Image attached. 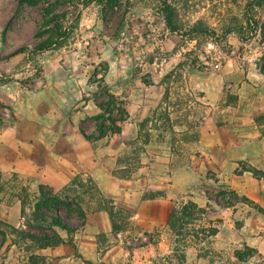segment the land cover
Wrapping results in <instances>:
<instances>
[{"label": "rangeland", "instance_id": "obj_1", "mask_svg": "<svg viewBox=\"0 0 264 264\" xmlns=\"http://www.w3.org/2000/svg\"><path fill=\"white\" fill-rule=\"evenodd\" d=\"M88 1L44 0L31 7L18 0H0V133L58 122L53 100L65 99V80L81 74V68L92 62L89 54L93 58L97 55L100 62L96 81L102 88L97 96L102 103L109 100L108 94L112 95L102 84L105 77L119 84L123 95L133 90L145 92L146 84L160 80L169 92L162 100L157 122L160 131L149 133L148 125L140 140L127 132L124 136H109L99 147L104 156L118 157L113 176H136L147 159L145 145L154 139L162 143L163 150L170 148L177 156L169 171L193 169L199 176V187L173 199L174 210L162 244L157 232L133 233L132 213L104 197L98 188L94 190L95 182L83 176L73 177L57 190L47 184L46 176L31 183L26 179L17 182L15 173H0V222L14 227L27 223L39 226L34 208L40 186H47L62 199H79L86 211L114 205L119 215L114 230L108 214L112 234L124 236L130 232L127 237L133 249L156 247L150 264H264V214L258 210L264 208L238 194L236 183L218 184V168L211 162L207 147L215 137L232 135L238 140H253L248 147L257 150L259 146L264 151V32L259 31L249 42H241L236 34L227 32L236 18L255 17L264 28V5L249 16L246 8L250 0H105L102 5L93 2L87 7ZM60 44L64 47L58 48ZM22 48L23 53L6 58ZM118 102L125 110V101ZM151 119L147 117L140 123ZM202 132L211 136L202 139ZM13 140L9 138L3 145L9 146ZM151 149L155 154L161 151L158 146ZM145 165L149 171L156 170V159L151 158ZM230 167L231 182L245 176L264 180V170L248 159ZM191 193L203 201L202 206L193 203ZM159 196L147 193L144 199ZM16 202L20 214L15 210ZM23 203L25 219L21 218ZM225 207L231 209L224 211L227 226L223 228L224 220L216 213ZM46 214L56 217L55 213ZM59 215L72 227L82 223L64 207ZM40 225L47 227L49 222ZM6 231L0 226V264L46 262L38 255L43 249L32 240L10 237L1 246ZM58 232L67 242L66 233Z\"/></svg>", "mask_w": 264, "mask_h": 264}, {"label": "crops", "instance_id": "obj_2", "mask_svg": "<svg viewBox=\"0 0 264 264\" xmlns=\"http://www.w3.org/2000/svg\"><path fill=\"white\" fill-rule=\"evenodd\" d=\"M92 50L93 48L90 52ZM89 55V60H92L90 64L88 63L89 66L81 68L80 75H72L65 80V89L63 88L66 90L65 99L53 100V106L58 109V122L31 125L24 131L16 128L17 130L0 133V173L3 175L15 173L17 182L26 179L31 183L37 181L39 177L46 176L47 184L56 187L57 190L67 186L75 176L88 177L95 182L104 197L114 200L119 208L132 213L133 233L157 232L159 243L162 244L167 232V223L174 210L173 199L183 197L184 193L189 192L190 189L195 188L196 191L199 187V176L193 169L189 170V167H187L188 170L176 169L175 172L172 170L170 172L169 168H173L177 156L170 148L163 150L162 143L154 139L149 140L145 145L147 159L142 162L143 165L136 176L125 179H117L113 176L118 166V157L104 156L99 148L113 134L90 142L81 132L84 130L89 135L95 133L97 125L93 118L101 114L98 103L102 102L99 101L97 92L102 88L99 87L100 82L96 81L100 59L97 55L94 58L92 54ZM109 68V74H111L112 66L109 65ZM93 75H95L94 80ZM102 84L107 86L109 93L117 101H125L123 108L127 111L128 118L118 124L122 132L116 135L124 136L128 132L136 135L138 139L140 122L147 117H153L155 111L163 104L165 84L161 80L155 81L149 86L145 85V92L136 93L133 90L127 95H123V88L108 77H105ZM149 126L152 127V124L150 123ZM239 130L243 131L242 128ZM148 131L151 133L157 130L150 128ZM198 134L200 140V132ZM207 136L211 135L207 132L201 133L202 139ZM225 137L227 138L215 137L212 143L207 145L210 157L213 159L211 162L218 168L216 170L218 184L236 183L235 189L238 194L246 195L264 208V180L257 181L245 176L231 182L233 169L230 167L236 162L248 159L255 167L264 170V151L260 150L259 146L256 147L259 150L248 147L253 144V140H238L232 138V135ZM9 138L14 139L15 143L10 141L11 145L4 146L3 143ZM152 146H158L161 151L153 153ZM235 148H239L238 152H234ZM151 158L156 159V170L149 171L145 164ZM147 193H160L161 196L144 199ZM190 199L198 207L203 204V201L192 193ZM206 204L207 202L204 205ZM14 207L20 214L18 202L14 204ZM230 209L225 207V210L216 213L221 220H224L223 228L227 226L224 211ZM112 232L110 217L100 206V208L86 211L85 225L77 230L73 237V245L63 244L39 250L38 255L46 258L43 264L151 263L152 254L153 252L156 254L155 249L157 251L156 247L153 246L152 250L151 245L133 249L129 245L130 238L127 237L130 232L124 233V236L122 233L113 235ZM219 234L221 232L216 237H219ZM62 237L65 239V236ZM66 238L68 239L67 233ZM102 245H105V249L101 248Z\"/></svg>", "mask_w": 264, "mask_h": 264}, {"label": "trees", "instance_id": "obj_3", "mask_svg": "<svg viewBox=\"0 0 264 264\" xmlns=\"http://www.w3.org/2000/svg\"><path fill=\"white\" fill-rule=\"evenodd\" d=\"M21 5H28L31 7L39 6L44 0H18ZM93 2H97L99 5L104 4L105 0H90L85 6H89ZM264 5V0H250L247 4V15L253 14V12L257 9L262 8ZM113 6V5H111ZM246 16V14H245ZM79 22H77L78 25ZM172 31L176 32L175 28H171ZM251 33L249 34V32ZM264 32V28L260 27V23L255 19V17L246 19H233L230 25V28L227 30L229 34H236L241 42H249L251 39L255 38L258 32ZM248 34V35H247ZM64 47L63 44H60L58 48ZM25 51L24 48L19 49L13 52L11 55L7 56L6 58H12L17 56ZM261 71L264 74V66L262 67ZM108 92V91H107ZM169 92H166V98L168 97ZM109 100L106 103H98V106L101 110V114L96 116L94 121L96 122L97 129L96 132L93 134H87L84 130H81L83 136L87 141L94 142L105 138L110 134H120L121 128L119 127V123H122L127 120L128 114L127 111L122 109V104L118 102L113 95L108 94ZM163 109V104L159 106V108L155 111L151 120H147L141 124V128L139 131V139L143 137L145 132V127L148 126L150 123L152 124V129L160 131L161 129L158 128L157 122L161 117V110ZM119 114V115H117ZM109 124V125H108ZM146 133V132H145ZM258 171L254 170V175L257 176ZM263 174V173H262ZM264 177V174H263ZM76 183V182H75ZM94 190H97V187H93ZM40 198L35 205L34 213L36 217V222L39 226L31 227L29 223L21 225V227H14L8 225L6 223L0 222V226L7 228V231L3 234V242L1 246H3L4 242L8 238H19V239H29L33 242L37 243V246L40 249L45 248H52L57 247L65 243L73 244V237L76 234L77 230L82 228L85 225L86 221V211L83 208L82 203L79 199H72L70 197H66L62 199L55 192L47 186H40L39 188ZM99 193V192H98ZM64 207L66 211L71 215L75 214L80 220H82L81 225L78 227H72L71 225L63 222L61 220V216L59 215L60 209ZM190 207L197 208L194 204H190ZM105 210L111 217L113 221L114 230H116L117 226L115 224V219L119 215L116 212L115 206L107 207ZM260 212L264 214V210L258 209ZM46 212L48 213H55L56 217L50 218L47 216ZM26 217V209L23 203V210H22V218L25 219ZM175 217L174 215L172 216ZM49 220V221H47ZM49 222L47 227H44L40 224ZM26 228H37V232L33 233L27 231ZM58 229L66 232L68 235L67 242L62 238Z\"/></svg>", "mask_w": 264, "mask_h": 264}]
</instances>
